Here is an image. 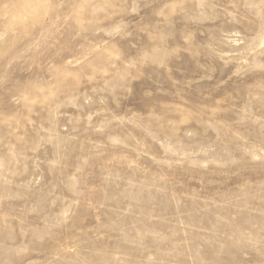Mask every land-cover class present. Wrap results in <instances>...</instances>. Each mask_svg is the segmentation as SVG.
<instances>
[{"label": "rangeland", "instance_id": "1", "mask_svg": "<svg viewBox=\"0 0 264 264\" xmlns=\"http://www.w3.org/2000/svg\"><path fill=\"white\" fill-rule=\"evenodd\" d=\"M0 264H264V0H0Z\"/></svg>", "mask_w": 264, "mask_h": 264}]
</instances>
